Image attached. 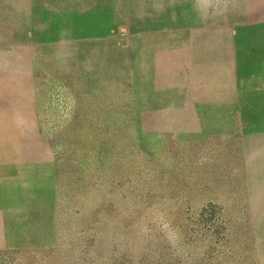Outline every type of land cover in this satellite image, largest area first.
Listing matches in <instances>:
<instances>
[{
  "label": "rangeland",
  "instance_id": "1",
  "mask_svg": "<svg viewBox=\"0 0 264 264\" xmlns=\"http://www.w3.org/2000/svg\"><path fill=\"white\" fill-rule=\"evenodd\" d=\"M0 264H264V0H0Z\"/></svg>",
  "mask_w": 264,
  "mask_h": 264
},
{
  "label": "bare ground",
  "instance_id": "2",
  "mask_svg": "<svg viewBox=\"0 0 264 264\" xmlns=\"http://www.w3.org/2000/svg\"><path fill=\"white\" fill-rule=\"evenodd\" d=\"M186 6H188L187 4H186ZM178 8V7H177ZM182 8V7H181ZM60 26V25H59ZM60 28V27H59Z\"/></svg>",
  "mask_w": 264,
  "mask_h": 264
}]
</instances>
